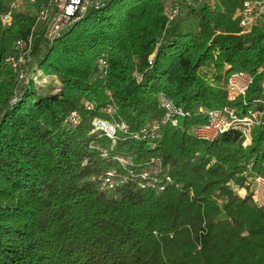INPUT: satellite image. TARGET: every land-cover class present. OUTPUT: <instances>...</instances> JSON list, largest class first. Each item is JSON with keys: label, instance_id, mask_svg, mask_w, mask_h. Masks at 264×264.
<instances>
[{"label": "trees", "instance_id": "16d2710c", "mask_svg": "<svg viewBox=\"0 0 264 264\" xmlns=\"http://www.w3.org/2000/svg\"><path fill=\"white\" fill-rule=\"evenodd\" d=\"M10 1L0 0V14ZM165 2L109 0L54 42L37 25L24 77L9 58L35 26L34 6L3 30L0 264H264V207L252 189L264 174V129L249 146L235 130L213 140L193 133L210 109L242 101L230 99L225 80L256 72L264 25L244 34L232 9L206 7L167 25ZM35 68L57 78L44 93ZM84 98L96 108L85 109ZM108 105L117 111L101 112ZM74 111L78 124L68 121ZM95 117L114 123L113 137L93 132Z\"/></svg>", "mask_w": 264, "mask_h": 264}, {"label": "built area", "instance_id": "2783aa9c", "mask_svg": "<svg viewBox=\"0 0 264 264\" xmlns=\"http://www.w3.org/2000/svg\"><path fill=\"white\" fill-rule=\"evenodd\" d=\"M109 0H11L7 9L0 14V44L3 37V30L13 24L16 13L23 11L27 6H31L36 19L35 26L27 39H17L13 44V49L18 54L17 58L10 57L12 67L21 77L24 72L21 64L30 59V51L33 46V31L37 25L45 28V37L54 42L60 38L72 25L82 20L89 11L105 8ZM206 7L211 11L228 13L233 10L234 18H237L242 28V33L251 32L255 27L264 25V0H166L163 8V15L167 25L177 17L185 15L189 11ZM25 11V10H24ZM99 68L103 77L108 75L109 63L105 56L99 59ZM257 75H261L260 89L258 96L251 100L246 99ZM224 88L229 93L230 99H242L238 104H227L222 107L210 109L207 112V122L193 128L196 137L213 140L218 135L228 131H238L243 137V145L249 146L253 143L254 133L258 127L264 129V60L257 67L255 73L248 71H234L225 80ZM164 106L171 112L176 108L166 98H162ZM82 104L87 110H94L96 104L93 100L84 98ZM241 107L242 110H241ZM252 107V108H251ZM117 109L108 105L102 108L101 112L111 114ZM81 120L78 112L74 111L68 121L78 124ZM93 132H105L113 137L116 126L114 123L104 121L99 117L92 120ZM177 121H174L176 124ZM126 127L122 122L118 125ZM152 128L159 127L158 122L151 123ZM91 148L100 150L102 156L107 155V150L97 143H92ZM121 165H127L129 160L125 156L117 157ZM155 170L158 171L159 160L153 159ZM105 184L113 188L114 173L109 171L105 176ZM253 200L258 207H264V174L256 175L253 182Z\"/></svg>", "mask_w": 264, "mask_h": 264}, {"label": "rangeland", "instance_id": "374dc122", "mask_svg": "<svg viewBox=\"0 0 264 264\" xmlns=\"http://www.w3.org/2000/svg\"><path fill=\"white\" fill-rule=\"evenodd\" d=\"M34 73H37L35 74L33 77L36 81V83L39 85V86H42V87H39V90L41 93H44L46 92V87H45V84L48 83L49 81H51V79H56L57 78L53 77V76H49V75H46L44 72H42L41 70L35 68V72ZM55 80V81H56ZM53 81V80H52ZM57 85V86H56ZM59 83L56 81V84L54 83V86H55V90H54V93H57V90H59ZM256 94H258L257 92L255 93H251V96L250 98H255L256 97ZM243 107H241V110H242ZM252 108V107H251Z\"/></svg>", "mask_w": 264, "mask_h": 264}]
</instances>
